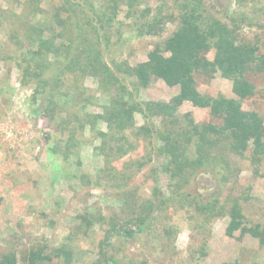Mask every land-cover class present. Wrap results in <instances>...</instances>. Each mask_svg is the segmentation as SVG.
I'll use <instances>...</instances> for the list:
<instances>
[{"label": "trees", "instance_id": "trees-1", "mask_svg": "<svg viewBox=\"0 0 264 264\" xmlns=\"http://www.w3.org/2000/svg\"><path fill=\"white\" fill-rule=\"evenodd\" d=\"M1 1L7 8L0 9V27L4 19L15 17L18 12L17 23L28 46V57L17 66L23 86H33L30 112L49 121L54 131L62 135L57 138L56 147L48 149L49 154L66 161L71 154L92 147L95 156L103 157L104 166L97 171L96 179H88L87 184L115 189L120 196L114 199L115 204L131 210L129 215L112 211L106 219L94 205H87L76 215V227H69L56 246L43 236L37 238L39 242L29 241L28 246L22 241L8 244L0 239L9 246L0 253V264H120L110 253L116 247L114 240L128 242L150 231L157 219L155 212L163 206L193 211L203 224L227 216V236L238 231L257 238L264 246V227L248 226L239 202L232 200L230 204L227 197L220 200L219 196L204 200L183 191L202 168L234 169L229 155L247 160L251 174L262 176L264 118L257 111L242 110V102L256 90L246 73L264 72V54L259 53V36L246 41L241 30L251 25L253 12H264V3L252 9L251 14L242 9L248 3L264 0H228L230 6L226 10L214 1L208 5L206 0H60L59 5L51 0ZM121 13L131 20L138 36H160L170 23H176V29L147 52V60L130 63L127 57L116 61L117 53L112 52L111 46L117 48L122 41L123 24L116 26ZM211 51L213 57L209 59ZM50 68L52 75L45 78ZM196 74L209 80L216 76L231 80L235 97L205 95L197 88ZM88 79L96 84L94 89L85 86ZM156 80L177 90L169 102L145 96ZM184 103L208 109L221 123H196L190 113H180ZM138 117L141 124L137 123ZM157 118L158 125L154 123ZM85 131L89 137H85ZM152 138L161 143L155 152L165 158L159 169H151L152 177L157 176L158 170L167 174L173 198L161 197L154 187L152 198L141 201L135 190H127L132 179L129 170L118 171L110 157L126 159L134 152V168L138 171L153 161ZM52 139V134H45L44 141ZM60 142L64 143L62 149L57 145ZM141 147L145 150L140 152ZM2 201L0 197V205ZM201 222L193 227L202 228ZM95 226L103 228L105 234L96 256L84 263L72 246L90 238ZM42 227L53 228V219ZM177 233L174 226L164 227L167 240Z\"/></svg>", "mask_w": 264, "mask_h": 264}, {"label": "rangeland", "instance_id": "rangeland-1", "mask_svg": "<svg viewBox=\"0 0 264 264\" xmlns=\"http://www.w3.org/2000/svg\"><path fill=\"white\" fill-rule=\"evenodd\" d=\"M209 1H214L222 10L229 9L230 6L228 0H206L208 5ZM51 2L60 4V0ZM263 3H248L242 10L251 14L252 9L256 10ZM43 5H47V2ZM6 8L7 5L0 0V9L5 11ZM233 8L234 2L231 4V9ZM18 14L17 12L15 17L4 19L0 27V197L3 200L0 205V239L8 244L22 241L28 246L29 241L39 242L37 238L43 236L50 241V245L56 246L62 241L69 227H76L74 219L87 205H94L106 219L112 211L123 214L125 211L129 215L131 209L115 204L114 199L120 197L116 195L115 189L95 188L87 184L88 179H96L97 171L104 166L103 157L95 156L92 147L71 154L66 161L61 156L52 157L49 154L48 149L55 148L57 138L62 135L54 131L55 127L49 121L34 117L30 112L33 86H23L17 66L23 65L24 57H28V46L25 45L22 28L18 26L20 23H17ZM118 19L116 26L123 24L122 41L117 48L111 46L114 49L112 52L117 53L114 56L116 61L127 57L130 63L147 60V52L157 42L165 41L176 29V23H170L165 26L160 36H138L130 24L131 20H127L123 13ZM250 19L251 25L241 30L242 36L246 41H254V35H258L261 42L259 53L264 54V12L255 11ZM14 28L19 31H14ZM48 35L45 34L46 37ZM21 40L23 43H19ZM212 57L211 51L208 58ZM51 65L55 67L53 63ZM51 75L50 68L44 77ZM195 77L197 88L205 95L235 97L231 91V80L219 76L209 80L200 74ZM246 78L254 84L256 90L252 97L242 102V110L257 111L264 118V72L248 71ZM85 86L94 89L96 84L88 79ZM176 92L175 88H169L161 80H156L152 82L145 96L148 99L169 102ZM36 104H40V101ZM179 111L181 114L190 113L198 124L221 123L210 115L208 109L196 108L190 103H184ZM137 123H142L140 117L137 118ZM154 123L158 125L159 118ZM46 133L52 134L53 139L44 141ZM84 133L85 137L90 136L88 131ZM152 141L153 161L138 171L134 168L137 160L134 152L126 159L110 157L111 162H116L118 171L129 170L128 174L132 179L127 190H135L141 201L152 198L154 187L158 189L161 197L173 198L169 176L158 170L157 176L152 177L151 169H159L160 164L165 161L164 156L155 152L161 145L160 141L154 138ZM94 144L97 145L98 142ZM57 145L61 149L64 147L63 142ZM142 150L145 149L139 148L140 152ZM229 156L234 169L227 171L221 167L217 170L202 168L183 191L204 200H211L216 196L220 200L227 197V203L230 204L232 200H236L248 226L260 224L264 227V169L262 176L255 177L249 170L247 160ZM135 210L138 212V207ZM155 214L157 219L152 223L150 231L136 235L128 242L121 238L114 240L116 247L110 253L114 254L120 264H264V246L257 238L249 234L240 235L238 231L232 237L226 235L229 222L227 216L203 224L202 219L199 220L193 211L188 212L178 206H163ZM48 219H53L54 227L45 229L42 226ZM40 220L45 221L42 223ZM197 221L202 223V228L193 227ZM167 226L176 227V237L169 240L165 238L163 230ZM103 228H108V225H103ZM103 228L95 226L90 238H86L84 243L78 241L72 246L84 263L98 253V243L105 234ZM8 248V245L0 242V253Z\"/></svg>", "mask_w": 264, "mask_h": 264}]
</instances>
